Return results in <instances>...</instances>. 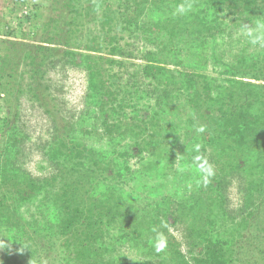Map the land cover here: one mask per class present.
<instances>
[{
  "label": "trees",
  "instance_id": "1",
  "mask_svg": "<svg viewBox=\"0 0 264 264\" xmlns=\"http://www.w3.org/2000/svg\"><path fill=\"white\" fill-rule=\"evenodd\" d=\"M68 67L88 79L77 116L54 88ZM24 104L52 123L48 179L26 168ZM0 247L2 264H264V0L0 3Z\"/></svg>",
  "mask_w": 264,
  "mask_h": 264
},
{
  "label": "rangeland",
  "instance_id": "2",
  "mask_svg": "<svg viewBox=\"0 0 264 264\" xmlns=\"http://www.w3.org/2000/svg\"><path fill=\"white\" fill-rule=\"evenodd\" d=\"M3 5L5 6H12L13 0H2ZM29 43H34L33 41H28ZM140 60L136 61L139 62ZM210 73H213V69H209ZM57 80V84L54 88H56V98L58 99L59 106L61 109H64L66 116H77L82 111V106L84 104V96L86 93L87 88V74L85 71L79 68H71L68 67L66 71H60L56 74L53 78ZM71 114V115H70ZM20 126H23L28 135L30 136V141L27 144V149L29 151V156H26L24 159L27 161L26 168L27 170L35 177L43 179V178H50L53 174V169L51 165L48 163L47 160L43 159L41 155V151L39 150L40 144L45 142L47 139L50 138L52 133V123L50 119L39 110V109H31L29 108V104H24L21 110V118L18 123ZM99 142V141H97ZM205 159L207 160V155H205ZM138 157L132 159V165L134 169L138 168ZM55 173V172H54ZM167 180H172V175L168 176ZM167 186L169 185L168 182ZM247 184V180L244 179L241 182V186H245ZM169 189L166 188L162 190L163 192L168 191ZM240 188H236L232 190L234 194V201L231 204L233 209L238 206V198H242L243 194ZM239 196V197H238ZM237 198V199H236ZM236 199V200H235ZM189 219V215H184L178 226L174 228L173 234L177 237V240L181 241V248L185 250L187 248V244L183 242L185 238V232L187 220ZM185 222V223H184ZM138 250L128 249L127 253V260L131 263L132 261L138 259L139 260V253ZM0 264H2V250L0 247ZM49 264V263H48Z\"/></svg>",
  "mask_w": 264,
  "mask_h": 264
}]
</instances>
